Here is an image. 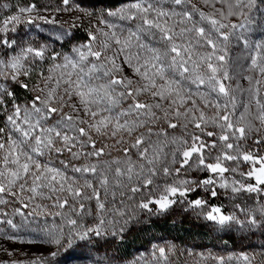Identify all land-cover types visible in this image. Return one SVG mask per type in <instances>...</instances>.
I'll return each instance as SVG.
<instances>
[{
    "label": "snow or ice",
    "instance_id": "snow-or-ice-1",
    "mask_svg": "<svg viewBox=\"0 0 264 264\" xmlns=\"http://www.w3.org/2000/svg\"><path fill=\"white\" fill-rule=\"evenodd\" d=\"M262 6L264 0H118L92 11L97 6L86 7L82 0H60L55 13L80 14L69 29L56 15L41 14L50 10L35 3L0 20V49L15 53L0 57V205H17L14 214L25 218L62 221L33 229L35 239L5 235L50 250L27 262L0 259V264L83 258L78 242L123 240L140 211L151 213L157 205L165 212L177 203L175 197L202 210L198 214L218 231L235 230L241 239L264 237ZM85 18L86 38L73 46L72 55L46 43L22 47L7 38L18 25L38 27L43 21L61 29L46 39L63 44ZM233 47L247 54L246 65H238ZM45 60L51 64L37 73L39 84L21 79ZM238 66L253 73L241 77L247 88L236 82ZM17 89L31 98L22 101ZM181 170L208 175L174 179L158 197L141 192L158 173L179 177ZM217 185L231 193L232 211L218 206L204 211L206 199H187L199 189L217 197ZM86 217L92 220L86 223ZM0 222L19 230L12 219ZM174 250L154 245L151 259H141L170 264ZM0 251L15 255L2 246ZM62 252L64 259H58ZM237 259L255 264L247 254ZM218 260L224 264L223 257Z\"/></svg>",
    "mask_w": 264,
    "mask_h": 264
},
{
    "label": "rangeland",
    "instance_id": "rangeland-1",
    "mask_svg": "<svg viewBox=\"0 0 264 264\" xmlns=\"http://www.w3.org/2000/svg\"><path fill=\"white\" fill-rule=\"evenodd\" d=\"M82 2L86 7L97 6V8H90V10L99 11L98 7L102 3L114 5L118 0H82ZM29 3H35L42 10H50L47 12L42 11L41 14L56 15V18L61 22H67L63 24L64 29H69L74 18L80 15L78 12L55 13L53 10L60 6V0H0V20L14 14L18 7ZM37 24L38 27L28 24L18 25L16 32L7 33V38L15 40L16 44L22 47L31 45L35 48L46 43L50 49L54 48L55 51L62 54L72 55L71 49L73 46L84 41L86 38L85 28L88 27V21L85 18L79 28L72 30L74 31V37L70 42L53 44L46 37L54 31L61 30L60 27L45 24L43 21H37ZM258 36L259 33H254L252 38L256 39ZM5 51L9 55L15 54L11 49H0V57L3 56V52ZM16 51H19V47ZM232 53L235 57L240 58L237 61L238 65L247 64V60L243 58L247 54L242 49L233 47ZM29 61H31V57H29ZM50 64L51 61L48 60L37 62L38 66H33L34 70L31 75L29 77H22L21 79L29 83L30 86L39 84L37 73L41 69H47ZM236 74V82L247 88L249 86L247 80L241 77L253 75V73L238 66ZM17 91L22 101L31 98L32 93L21 89H17ZM243 99L246 102V94ZM63 158L61 157V159ZM171 167L175 168L178 165H171ZM241 167L245 168L246 165H241ZM205 175L208 174L194 170H188L187 172L181 170L179 177H176L175 173L167 177L162 173H158L154 178L153 185L143 188L141 192L144 195L151 193L154 197H158L163 193L164 188L174 179H202ZM225 175L230 179H241L238 175L233 176L230 173H226ZM216 190L219 193L217 197H211L203 189H199L190 193L187 199L192 200L198 197L206 199L208 206L204 211L215 206L210 203L212 199L222 204L221 208L225 213L232 211L235 201L231 199V193L220 188L218 185ZM136 198H141V193H137ZM174 199L177 200V203L173 204L165 212L157 211V205L151 206L153 208V212L151 213L140 211L138 217H134L130 221L123 240L109 238L105 241L101 239L94 240L92 244L88 245H85V242L82 241L78 242L79 247L76 249V252L78 256H82L83 258L72 259L67 261V264H137V261H139V264H145V260L141 259V257L151 259L150 252L154 245L160 247L175 246V250L170 256V264H219V257L224 258V264H242L237 259L242 254L254 257L255 264H264V249L260 247L261 244H264V237H261L259 233L248 239H241L242 234L235 230L231 232L218 231L217 226L213 222L206 220L203 215L198 214L202 210L189 209L186 203L180 202V197H175ZM16 206L15 204L0 205V212L7 213L6 216L0 215V221L12 219L19 229L17 231L6 222H0V230H3L0 233V246L15 251L13 257H7L5 253L0 251V259H16L27 262L30 258H34L37 255L47 254L50 250L47 245L14 242L7 240L5 235H18L23 240L35 239L36 232L33 229L44 224H47L49 227L54 226L61 223V219L54 216H29L25 218L14 214ZM25 211H31V209ZM91 220L92 217L85 218L86 223ZM64 257L65 254L62 252L61 257H58V259H64ZM229 257L232 259H229Z\"/></svg>",
    "mask_w": 264,
    "mask_h": 264
},
{
    "label": "trees",
    "instance_id": "trees-1",
    "mask_svg": "<svg viewBox=\"0 0 264 264\" xmlns=\"http://www.w3.org/2000/svg\"><path fill=\"white\" fill-rule=\"evenodd\" d=\"M210 203H212V205L220 206V207H221V205H222V204H220V203H217V200H215V199H212V200L210 201Z\"/></svg>",
    "mask_w": 264,
    "mask_h": 264
}]
</instances>
